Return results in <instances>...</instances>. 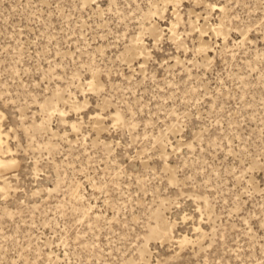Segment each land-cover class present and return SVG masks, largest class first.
Segmentation results:
<instances>
[{
    "label": "rangeland",
    "instance_id": "rangeland-1",
    "mask_svg": "<svg viewBox=\"0 0 264 264\" xmlns=\"http://www.w3.org/2000/svg\"><path fill=\"white\" fill-rule=\"evenodd\" d=\"M0 129V264H264V0H0Z\"/></svg>",
    "mask_w": 264,
    "mask_h": 264
},
{
    "label": "bare ground",
    "instance_id": "bare-ground-1",
    "mask_svg": "<svg viewBox=\"0 0 264 264\" xmlns=\"http://www.w3.org/2000/svg\"><path fill=\"white\" fill-rule=\"evenodd\" d=\"M6 138L7 135H4L0 129V177H3L8 174V172H10L11 169L16 168L17 165V162L15 160L9 159V155L4 153L2 150V148L6 145V142L4 141ZM150 235L155 237L160 236V229L158 227L152 229L150 231ZM184 241H186L185 238Z\"/></svg>",
    "mask_w": 264,
    "mask_h": 264
}]
</instances>
